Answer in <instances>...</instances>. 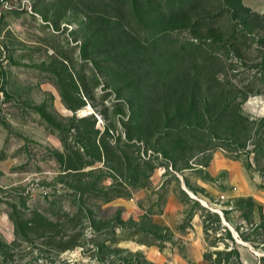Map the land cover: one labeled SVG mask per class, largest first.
Instances as JSON below:
<instances>
[{"label":"rangeland","instance_id":"374dc122","mask_svg":"<svg viewBox=\"0 0 264 264\" xmlns=\"http://www.w3.org/2000/svg\"><path fill=\"white\" fill-rule=\"evenodd\" d=\"M87 6L33 0L32 13L0 20V216L13 226L10 235L0 227V264H77L80 255L147 264L119 239L177 247L170 231L107 201L134 194L155 199L147 210L156 211L171 192L181 226L201 216L207 264H237L232 249L241 264H264L262 206L201 185L213 182L203 164L220 152L264 193V0H113L91 14ZM180 7L191 20L213 18L217 38H190L174 16ZM220 91L237 94L247 135L235 139L227 117H210ZM203 110L205 132L220 124L213 135L190 129Z\"/></svg>","mask_w":264,"mask_h":264},{"label":"crops","instance_id":"0c3cea01","mask_svg":"<svg viewBox=\"0 0 264 264\" xmlns=\"http://www.w3.org/2000/svg\"><path fill=\"white\" fill-rule=\"evenodd\" d=\"M204 170L214 182L201 184L207 192L219 193L214 187V184L219 183L226 187L227 197H250L262 206L264 214V193L257 188L241 162L227 158L220 152H213ZM186 192L188 193L187 190ZM155 201L154 199L151 203L139 202V198L133 194L114 196L107 204L120 208L124 214L132 218L140 219L146 214L154 225L170 231L177 247L171 242L161 247L155 243L134 242L131 238L119 239L117 247L127 249L121 250L126 253L138 254L147 264H207L203 254L206 243L201 216L194 212L188 217L186 224L181 226L184 219L183 205L174 192L165 196L156 211L150 209L148 211V207H155ZM0 227L3 233L10 235L13 226L7 215L0 216ZM84 259L80 255L77 264H89ZM113 261L115 264H125V260L122 259ZM105 262L110 263L109 259Z\"/></svg>","mask_w":264,"mask_h":264},{"label":"trees","instance_id":"16d2710c","mask_svg":"<svg viewBox=\"0 0 264 264\" xmlns=\"http://www.w3.org/2000/svg\"><path fill=\"white\" fill-rule=\"evenodd\" d=\"M85 1L88 3V6L86 7V9H89V10H87L88 14L95 13V11L92 10V7L94 5H96V3H98V2L102 3L107 8L108 7H112V2H113V0H85ZM180 9H179L180 11L178 10L177 13H174V16H176V18H178L180 20V22L184 26L183 28H185L187 31L189 30L190 38H193V40L195 39L196 41L199 40L198 38H204L205 39L206 36L210 37L211 39H216L217 38V36L213 33V28H212V25H211L213 18L211 19L210 17L201 16V18L197 17V18H195V20H191V17L188 16L189 14L187 12V9H184V8H181V7H180ZM96 14H98L102 20H104L107 17L105 12L98 11ZM233 14L234 13H232V15ZM229 15L231 17V13H229ZM221 16H223V14H221V13L220 14H216L214 16V18L215 17L218 18V17H221ZM187 17H189V18H187ZM210 19H211V21H210ZM202 26H206L207 27L206 28L207 29V33L206 34H204L202 32V30L199 31L200 27H202ZM200 32H202V33H200ZM185 79H189V78L186 77ZM215 83H216V85H220V86H223V87L226 85V84H224L223 80H219V79L218 80L216 79ZM194 84H195V86L197 85V83L194 81L192 87H189L188 83L185 82L184 84H182V88L185 89V90L188 89V88L194 89L193 88V87H195ZM236 97H237V94L229 95V91L227 93L224 92V91H220V93L218 95L214 94V96L212 98L209 97L213 101V102H210V104L212 105L211 106L212 109L210 110L211 112L209 111L210 112L209 113L210 117L213 118L214 120H216L215 122H218L223 116L227 117L229 119V121H231V124L228 127H229V129H231V133L235 137V139L238 136L247 135L250 132V130H251L250 126L248 124L249 122H248L247 118L244 117L239 112L240 111L239 105H237L235 103V106L233 107V104H234V101H235ZM191 99H192V96H191ZM190 101H189V103H190ZM219 101L220 102L224 101V104L220 105ZM206 112L207 111L203 110V112H201V113H196L195 114L196 116L194 117V119H197V120H195V122H193V124L190 125V129L191 130L197 131L202 136H209V135H213V133L218 132V130L216 128L218 127L217 125H220V124L216 125L214 123L215 126L214 125H210L209 128H208L209 131H211V132L210 133L205 132L206 127L200 121L202 120V116L207 115ZM213 148H214L213 146L210 149L209 148H203V149H200L198 152L202 153V152H204L207 149L212 150ZM191 149L192 148H190L188 150H191ZM161 153H163V155L167 157V152L166 151H161ZM207 164H208V162L203 164V166H206ZM172 168L177 170L175 168L174 162H172ZM188 168H190V166L187 163H185L184 166L181 167V169H188ZM115 196H117V195H115ZM240 202H245L247 204V207L251 208L252 199L250 197H247L246 199H240ZM223 212H224V215H225L226 211H223ZM243 217L247 218L248 215L244 213ZM218 221H220L219 218H218ZM227 255L228 256H234L235 257V263L241 264L240 255H239L238 250H235V249L229 250ZM260 259L264 261V256H260Z\"/></svg>","mask_w":264,"mask_h":264},{"label":"built area","instance_id":"2783aa9c","mask_svg":"<svg viewBox=\"0 0 264 264\" xmlns=\"http://www.w3.org/2000/svg\"><path fill=\"white\" fill-rule=\"evenodd\" d=\"M33 0H0V20L10 12L24 11L32 13Z\"/></svg>","mask_w":264,"mask_h":264}]
</instances>
